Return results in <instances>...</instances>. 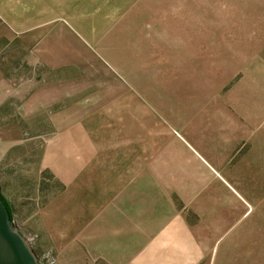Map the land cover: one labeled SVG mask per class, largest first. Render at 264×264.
I'll return each instance as SVG.
<instances>
[{"label": "rangeland", "instance_id": "obj_1", "mask_svg": "<svg viewBox=\"0 0 264 264\" xmlns=\"http://www.w3.org/2000/svg\"><path fill=\"white\" fill-rule=\"evenodd\" d=\"M203 128H264V0H0V190L43 264L104 175L189 161Z\"/></svg>", "mask_w": 264, "mask_h": 264}, {"label": "crops", "instance_id": "obj_2", "mask_svg": "<svg viewBox=\"0 0 264 264\" xmlns=\"http://www.w3.org/2000/svg\"><path fill=\"white\" fill-rule=\"evenodd\" d=\"M196 139L192 151L202 164L184 148L189 161L157 158L158 171L130 183L104 175L82 216L67 223L65 247L55 244L58 264H264V128H203ZM242 139L249 149L229 167ZM195 183L203 190H190ZM148 189L159 191L146 207L139 200ZM117 198L136 205L130 222L111 215Z\"/></svg>", "mask_w": 264, "mask_h": 264}, {"label": "water", "instance_id": "obj_3", "mask_svg": "<svg viewBox=\"0 0 264 264\" xmlns=\"http://www.w3.org/2000/svg\"><path fill=\"white\" fill-rule=\"evenodd\" d=\"M0 264H41L28 238L11 220L0 198Z\"/></svg>", "mask_w": 264, "mask_h": 264}, {"label": "trees", "instance_id": "obj_4", "mask_svg": "<svg viewBox=\"0 0 264 264\" xmlns=\"http://www.w3.org/2000/svg\"><path fill=\"white\" fill-rule=\"evenodd\" d=\"M0 198L1 200L3 201L5 207L7 208L9 214H10V217H11V220L13 221V214H12V210H11V207L9 205V203L6 201V199L3 197L2 193H1V190H0Z\"/></svg>", "mask_w": 264, "mask_h": 264}, {"label": "built area", "instance_id": "obj_5", "mask_svg": "<svg viewBox=\"0 0 264 264\" xmlns=\"http://www.w3.org/2000/svg\"><path fill=\"white\" fill-rule=\"evenodd\" d=\"M25 236H26V235H25ZM26 237H27V236H26ZM27 238H28V237H27ZM28 240H29V242L32 244V239L28 238ZM32 246H33V245H32ZM39 259H40V263L43 264V263H42V261H43L42 258L39 257Z\"/></svg>", "mask_w": 264, "mask_h": 264}]
</instances>
